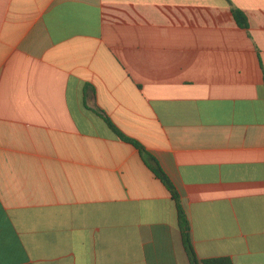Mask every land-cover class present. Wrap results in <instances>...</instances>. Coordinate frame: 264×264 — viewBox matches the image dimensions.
I'll use <instances>...</instances> for the list:
<instances>
[{"label":"crops","instance_id":"1","mask_svg":"<svg viewBox=\"0 0 264 264\" xmlns=\"http://www.w3.org/2000/svg\"><path fill=\"white\" fill-rule=\"evenodd\" d=\"M105 116L199 258L264 264V0H0V264H192Z\"/></svg>","mask_w":264,"mask_h":264},{"label":"trees","instance_id":"2","mask_svg":"<svg viewBox=\"0 0 264 264\" xmlns=\"http://www.w3.org/2000/svg\"><path fill=\"white\" fill-rule=\"evenodd\" d=\"M233 14L235 16L237 23L240 26L244 28H249L248 18L243 10H241L240 8L233 7ZM105 119L118 138L133 144L135 147H137L140 150V153L142 154L146 163L150 166V168L155 172V174L164 182L166 187L170 190L173 198L177 202L179 218L183 226L184 240L192 264H233L232 259L229 257H210V258L198 257L194 249V246L192 244L190 223L186 217V213L183 209L178 191L175 189L169 176L167 175V173L165 172V170L163 169L157 158L149 150H147V148L141 142L129 136L125 132H123L109 117L105 116Z\"/></svg>","mask_w":264,"mask_h":264}]
</instances>
